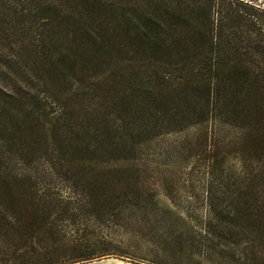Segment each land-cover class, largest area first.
<instances>
[{
    "label": "trees",
    "instance_id": "1",
    "mask_svg": "<svg viewBox=\"0 0 264 264\" xmlns=\"http://www.w3.org/2000/svg\"><path fill=\"white\" fill-rule=\"evenodd\" d=\"M24 2L0 28V76L13 78L0 81V264H70L106 254L82 217L141 196L138 168L118 163L219 106L236 117L243 77L216 41L218 0ZM40 152L54 178L28 170ZM215 201L214 221L249 216L242 197L222 213Z\"/></svg>",
    "mask_w": 264,
    "mask_h": 264
},
{
    "label": "rangeland",
    "instance_id": "2",
    "mask_svg": "<svg viewBox=\"0 0 264 264\" xmlns=\"http://www.w3.org/2000/svg\"><path fill=\"white\" fill-rule=\"evenodd\" d=\"M26 5L0 0V28L19 23L16 12ZM217 7L216 41L224 52L232 48L243 77L236 117L219 106L200 123L138 143L118 164L140 171V198L82 217L89 238L106 254L70 264H264V0H218ZM230 8H238L241 19H225ZM11 79L0 76L3 84ZM47 161L40 152L28 170L49 175ZM13 165L24 170L18 160ZM212 197L220 213L230 209L229 197L245 199L246 221H214Z\"/></svg>",
    "mask_w": 264,
    "mask_h": 264
}]
</instances>
